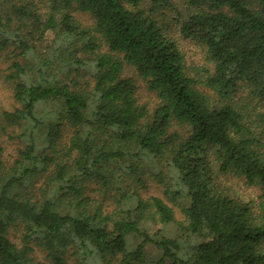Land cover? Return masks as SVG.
Returning <instances> with one entry per match:
<instances>
[{
  "label": "trees",
  "instance_id": "trees-1",
  "mask_svg": "<svg viewBox=\"0 0 264 264\" xmlns=\"http://www.w3.org/2000/svg\"><path fill=\"white\" fill-rule=\"evenodd\" d=\"M169 15L202 48L203 75ZM3 54L15 105L0 129L22 146L8 167L0 146V264H264V0H0ZM147 179L162 197L141 196Z\"/></svg>",
  "mask_w": 264,
  "mask_h": 264
},
{
  "label": "rangeland",
  "instance_id": "rangeland-1",
  "mask_svg": "<svg viewBox=\"0 0 264 264\" xmlns=\"http://www.w3.org/2000/svg\"><path fill=\"white\" fill-rule=\"evenodd\" d=\"M175 3H179V2L175 1ZM74 16L84 26L86 25L89 26L92 23L91 20L88 18V16L85 14L75 12ZM170 18L171 16L169 15V17L166 20H164V22L165 24L169 22L168 31L173 36H175V39L178 42V45L184 54L186 65L189 67L192 73L203 75L202 71L205 67V60H204L202 48L198 47L195 43L187 39L181 38L177 33L176 30L177 28L174 26V24H172ZM5 56L6 55L3 54L2 57L0 58V111L3 110L9 111L15 105L12 100L11 90L7 86V84H5L3 78L4 74L7 73V66L9 64V62L5 60ZM124 76L132 77V79L135 81V85L137 87V91H136L137 100L141 105L146 106V108H148L149 110H151L157 105L158 100L155 94L149 92L146 89L144 82L137 76L136 72L132 68L127 67L124 71ZM84 79L89 81L88 77H85ZM81 82H83V80ZM199 89L203 93H208L209 95H212V92L205 87H200ZM185 131L186 130H184V132ZM19 133H20L19 128H11V129L7 128L4 131H1L0 129V146L2 147V151H3L2 159L4 166L8 167L12 164L13 160L17 156V150L22 146V142L17 137ZM147 182H148V187L146 190L141 191V196L144 199H148L151 196L162 197L161 188L148 179ZM223 182L229 185L230 188L233 191H235L236 196H238L239 198L243 200L253 201V203L255 204H258L260 202L259 189L247 185L243 179H240L233 175H227L225 176ZM91 189H96V187L91 186ZM91 195L97 201L102 200V197L97 192H93ZM104 206L107 207L108 210L112 208V200L109 197L105 200ZM173 209L175 210L176 218L182 220L183 218L179 213V210L176 208ZM147 227L150 233H155L157 231H160L161 234L167 237H175L179 235L178 229L174 224L148 223ZM21 234H22L21 227H17L12 231H10L9 238L11 241L19 245ZM31 256L37 261L44 260V253L37 248H34V251L31 253ZM70 263L73 264L74 262L71 260Z\"/></svg>",
  "mask_w": 264,
  "mask_h": 264
}]
</instances>
